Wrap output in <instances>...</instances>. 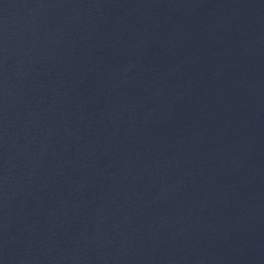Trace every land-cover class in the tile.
<instances>
[{
	"label": "water",
	"instance_id": "obj_1",
	"mask_svg": "<svg viewBox=\"0 0 264 264\" xmlns=\"http://www.w3.org/2000/svg\"><path fill=\"white\" fill-rule=\"evenodd\" d=\"M0 264H264V0H0Z\"/></svg>",
	"mask_w": 264,
	"mask_h": 264
}]
</instances>
